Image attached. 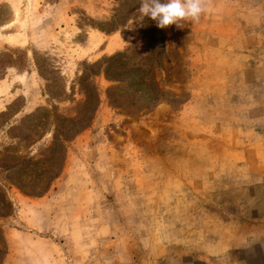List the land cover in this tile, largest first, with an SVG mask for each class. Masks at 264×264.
Listing matches in <instances>:
<instances>
[{
    "label": "rangeland",
    "instance_id": "obj_1",
    "mask_svg": "<svg viewBox=\"0 0 264 264\" xmlns=\"http://www.w3.org/2000/svg\"><path fill=\"white\" fill-rule=\"evenodd\" d=\"M139 7L0 0V264H264V0Z\"/></svg>",
    "mask_w": 264,
    "mask_h": 264
},
{
    "label": "clouds",
    "instance_id": "obj_2",
    "mask_svg": "<svg viewBox=\"0 0 264 264\" xmlns=\"http://www.w3.org/2000/svg\"><path fill=\"white\" fill-rule=\"evenodd\" d=\"M140 16L149 17L156 26L165 29L175 25L183 29L198 22L207 11V0H140Z\"/></svg>",
    "mask_w": 264,
    "mask_h": 264
},
{
    "label": "trees",
    "instance_id": "obj_3",
    "mask_svg": "<svg viewBox=\"0 0 264 264\" xmlns=\"http://www.w3.org/2000/svg\"><path fill=\"white\" fill-rule=\"evenodd\" d=\"M114 93V92H113ZM111 96H112V93H111ZM151 99V98H150Z\"/></svg>",
    "mask_w": 264,
    "mask_h": 264
}]
</instances>
